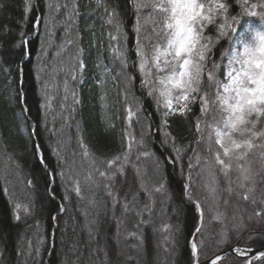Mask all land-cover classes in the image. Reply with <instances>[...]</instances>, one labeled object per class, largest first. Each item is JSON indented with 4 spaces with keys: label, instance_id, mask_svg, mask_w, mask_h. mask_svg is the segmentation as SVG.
<instances>
[{
    "label": "trees",
    "instance_id": "1",
    "mask_svg": "<svg viewBox=\"0 0 264 264\" xmlns=\"http://www.w3.org/2000/svg\"><path fill=\"white\" fill-rule=\"evenodd\" d=\"M4 3L7 9L0 13V189L7 188V192L0 190V264H187L184 240L197 216L192 205L182 199L189 172L191 194L205 211L201 259L228 247L220 244L219 239L229 217L242 220V228H230L233 244L242 235L247 237L244 245L264 247V215H256L264 211V148L256 147L249 153L244 163L249 164L254 182H244L235 161L225 175L207 151V142L195 144L191 116L169 117L177 146L187 149L183 174L179 166L168 165L157 171L154 159L136 160L138 152L154 151L157 156L164 152L161 133L147 147L134 148L132 165L126 167L125 175H117L112 181L101 177L99 171H110L103 161L125 150L126 107L135 111L141 105L144 109L141 117L150 116L154 127L160 123L163 109L156 112L153 100L142 95L139 78L134 86L126 87V73L118 75L119 59L108 47V33L112 29L104 23V9L97 8L96 0H32L33 10L26 22H22L24 0H4ZM106 3L119 5L130 29L135 18L128 0H106ZM240 11L236 7L231 14ZM149 12L150 8L144 10L141 24L144 34L156 42L159 37L153 28L158 23L144 20ZM37 16L42 20L39 31L34 32L33 21ZM152 16L157 22L162 19L159 13ZM21 31L29 43L17 48ZM210 34L216 35L214 30ZM229 47V38L223 37L214 49L216 60L225 66L227 57L221 61V55ZM127 48L131 65L136 59L131 32ZM81 49L86 64L82 75L77 63ZM224 71L222 68V80H226ZM128 72L135 74L132 68ZM73 93L79 104L74 102ZM45 98L46 107L40 108V104L46 103ZM23 105L30 112L21 115ZM194 112L198 114L195 108ZM37 121L39 126L35 127ZM131 131L139 140L140 125L135 121ZM81 138L89 156L84 155ZM34 143L41 146L48 167L64 173L62 178L57 175L52 185L35 158ZM260 143L264 142L257 141ZM192 149L200 155L199 165ZM189 157H193L191 170ZM135 168L139 169L138 176ZM77 181L79 195L74 191ZM162 181H166V191L155 192L153 189ZM141 182L147 192L140 191L133 202V194ZM241 183H245L244 188ZM106 184H111L121 203H130V211L126 213L120 206L113 209L111 198L106 195ZM49 187L55 193L54 198L48 195ZM245 192L247 200L242 198ZM15 203L28 206L31 214L26 215L22 208L19 221L15 220L12 211ZM145 205L152 208L151 215H137L144 211ZM176 205H180V210L173 214ZM218 214L219 220H214ZM166 223L173 226L171 231L161 230ZM223 264H245V261L228 254Z\"/></svg>",
    "mask_w": 264,
    "mask_h": 264
},
{
    "label": "snow or ice",
    "instance_id": "2",
    "mask_svg": "<svg viewBox=\"0 0 264 264\" xmlns=\"http://www.w3.org/2000/svg\"><path fill=\"white\" fill-rule=\"evenodd\" d=\"M128 3L135 18L130 29L124 23L125 13L119 9V5L110 6L106 0H96L97 8L104 9L106 17L104 23L112 29L108 33V47L119 59L121 72L118 75L126 73V87L134 86L139 78L142 95L153 100L156 112H161V108L163 112L160 123L154 127L150 116L141 117L144 111L141 105L138 104L135 111L131 106L126 107L127 127L123 131L125 150L103 161L110 171L96 169L99 175L109 181L114 180L117 175H125L126 167L132 165L131 157L134 148L138 150L147 147L148 143L154 142V137L161 133L163 135L160 143L164 146V152H161L159 156L154 151L138 152L136 160L154 159L157 171L168 165L179 166L183 174V156L187 149L177 146V137L171 131L169 117L191 116L190 122L196 134L195 144L198 146L207 142V151L212 153L216 165L225 175H228L233 166L232 162L235 161L241 180L253 181V177L249 174L250 168L246 167L244 162L254 148H264V143L257 144V141L264 142V2L261 0H257L256 3H251L250 0H231V2L230 0H128ZM48 7L51 5L49 4ZM236 7H240L241 11L232 15L231 12ZM149 8L151 12L144 17V20L145 23L149 20H152L154 24L158 23V27L153 28L154 34L159 37L156 42H152V38L144 34L141 24L142 13ZM6 9L7 4L4 0H0V13L5 12ZM32 10V0H24L22 22L29 19ZM152 13L161 14V21H155ZM41 20L42 17L37 16L33 21L34 32L39 31ZM237 26H239V34L235 36L233 44L231 34L238 33ZM213 30L216 33L215 36L210 34ZM129 32L132 33V51L136 57L131 65L127 48ZM18 36L20 43L15 47H25L29 43L25 33L21 31ZM223 37H228L230 43L229 49L224 50L221 55V61L227 57L226 66L218 62L214 55V49ZM25 55L29 56L30 52L26 51ZM82 56L83 49L80 50L77 58L78 71L81 75L86 68ZM129 68H132L135 74L128 72ZM222 68L225 69L226 80L220 78ZM72 79L76 80V76L73 75ZM98 83L101 82L98 81ZM73 96L74 102L79 104L80 100L76 98L75 93ZM17 99H20L19 95ZM45 99L46 103L40 104V108L46 107L47 98ZM100 99L103 101L105 97L102 95ZM126 99L127 91H125ZM194 108L198 110V114L194 112ZM28 112L30 108L23 105L21 115ZM133 121L140 125L139 140L131 131ZM38 126L37 121L35 127ZM191 144L192 142L189 143L188 148H191ZM33 147L37 162L49 177L48 183L54 184L56 176L59 175L62 178L64 173L48 167L38 143H34ZM81 147L84 149V155L89 156L90 153L83 144L82 138ZM192 150L199 165L200 155L195 149ZM53 151L57 156L59 155L57 150ZM192 159L193 157L188 158L189 170L193 168ZM135 173L139 175L138 168H135ZM89 178H91L90 175ZM31 183L28 181L30 186ZM165 184L166 181H162L153 190L166 191ZM105 187L108 189L106 195L111 198L113 209L120 206L126 213L131 210L129 202L121 203L118 195L113 193L111 184H106ZM191 187L189 172L188 182L183 187L182 199L192 205L197 216L193 229L184 240L188 250L187 264H223L227 255L223 252L201 260V250L204 246L201 235L204 230L205 211L201 202L193 198ZM240 187L244 188L245 183H241ZM0 190L7 192V188ZM252 190L249 189V191ZM74 191L79 195L78 181L75 182ZM140 191L147 192L142 182L138 185V191L133 194V202L137 200ZM47 192L50 198L55 197L51 187L47 189ZM242 198L249 199L248 193L245 192ZM65 199L68 197L65 196ZM169 199L171 200V197ZM22 208L26 215L31 214L28 206L15 203L12 211L17 221L20 219ZM179 210L180 205H176L172 212L177 214ZM60 211H64L62 205ZM151 212L152 208L145 205L144 211L138 212L137 215L142 217L144 213H147L150 216ZM256 215L262 216L264 211H259ZM51 219L56 220V216H52ZM213 219L219 220V214ZM141 222L150 223L143 220ZM172 227L171 224L166 223L162 225L161 230L171 231ZM129 235L134 236L135 233ZM167 239L169 238L166 237ZM246 240L247 237L238 235L236 243L233 244L231 237L224 234L221 243L227 245L238 257L244 258L245 264H253V259L256 258H264V252H260L258 257H250L249 253L252 249L243 246ZM173 243H175L174 240Z\"/></svg>",
    "mask_w": 264,
    "mask_h": 264
},
{
    "label": "rangeland",
    "instance_id": "3",
    "mask_svg": "<svg viewBox=\"0 0 264 264\" xmlns=\"http://www.w3.org/2000/svg\"><path fill=\"white\" fill-rule=\"evenodd\" d=\"M238 34H239V31H238V33L233 34V44L235 43V36L238 35ZM245 166L250 168V166H249L248 163H246ZM249 174H250V173H249ZM229 218H230V219L228 220V222H227V221L224 222L223 236H224V234H227L229 237H231V235H232V230H231L230 228H231V227H235V228H239V227H241V228H242V220L239 221V220L235 219L234 217H229ZM223 236H222V237H223ZM222 237L219 239V243H220V244H222V243H221V239H222ZM262 262H263V260H262V261L259 260V261H257L255 264H262Z\"/></svg>",
    "mask_w": 264,
    "mask_h": 264
},
{
    "label": "water",
    "instance_id": "4",
    "mask_svg": "<svg viewBox=\"0 0 264 264\" xmlns=\"http://www.w3.org/2000/svg\"><path fill=\"white\" fill-rule=\"evenodd\" d=\"M244 246V245H243ZM247 247V246H246ZM251 249H252V252H250L249 253V256L250 257H258L259 256V253L260 252H264V247H261V248H255V247H250ZM227 253V254H229V253H231V254H234V253H232L231 251H230V249L229 248H227V249H225V250H222V251H219V252H217V253H215V254H213V255H211V256H214V255H216V254H218V253ZM235 255V254H234ZM210 256V257H211ZM237 256V255H236ZM208 258V257H207ZM206 259V258H205ZM205 259H203V260H205ZM257 259H259V258H256V260ZM202 260V261H203Z\"/></svg>",
    "mask_w": 264,
    "mask_h": 264
}]
</instances>
